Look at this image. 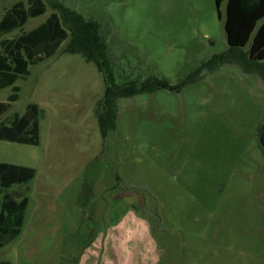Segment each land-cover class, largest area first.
Segmentation results:
<instances>
[{"label": "rangeland", "instance_id": "rangeland-1", "mask_svg": "<svg viewBox=\"0 0 264 264\" xmlns=\"http://www.w3.org/2000/svg\"><path fill=\"white\" fill-rule=\"evenodd\" d=\"M19 1L1 0L0 20ZM46 1L24 31L53 11ZM58 1L103 24L117 84L153 75L182 86L120 99L104 140V76L67 53L71 40L31 66L0 117L43 111L38 146L0 141V162L36 170L22 233L0 264H76L92 242L81 264H94V237L110 235L107 251L117 233L128 237L121 264H264V77L249 46L230 49L226 3L220 19L215 0ZM11 94L1 90L0 103Z\"/></svg>", "mask_w": 264, "mask_h": 264}, {"label": "trees", "instance_id": "trees-1", "mask_svg": "<svg viewBox=\"0 0 264 264\" xmlns=\"http://www.w3.org/2000/svg\"><path fill=\"white\" fill-rule=\"evenodd\" d=\"M1 1V0H0ZM219 18L220 8L226 3L225 31L230 49L249 46V59L264 77V0H215ZM53 11L37 27L24 31L32 18L48 12L46 0L19 1L7 9L0 20V91L12 87L8 103H0V117L19 100L16 82L30 75V67L56 55L64 42L70 39L67 53L80 55L93 64L104 76L106 90L96 104L95 116L102 138L117 130L118 102L138 94H153L160 89L178 90L168 80L157 76L127 79L117 84L110 57V47L103 35V24L81 12L54 0ZM20 30L12 38L5 36ZM202 67L192 72L184 84L195 83ZM262 70V72H261ZM183 84V85H184ZM43 111L37 104H29L22 114H14L7 122L0 123V141L38 146L40 144V116ZM264 133V125H263ZM32 167L0 162V250L22 233L30 199V182L35 178ZM94 240V239H93Z\"/></svg>", "mask_w": 264, "mask_h": 264}, {"label": "crops", "instance_id": "crops-1", "mask_svg": "<svg viewBox=\"0 0 264 264\" xmlns=\"http://www.w3.org/2000/svg\"><path fill=\"white\" fill-rule=\"evenodd\" d=\"M119 226V224H116L114 227H117ZM113 228V227H112ZM110 235L108 234L107 236H101V237H98L95 236L94 237V240L95 241H98L100 240V245L102 246L101 247V250L100 249H95L89 256L90 258L87 259V260H91L93 261L94 264H121L122 263V260L119 258V256L123 253L124 255L126 254L127 250L124 249L123 247L120 246V242L123 243V240H128V237L122 235L121 233H117L115 235V238L117 241L119 242H116L115 244V247H114V244L112 246V249L111 250H107L106 251V247H104V240L107 239ZM103 240V241H102ZM102 241V243H101ZM94 242H92L90 245L93 246ZM125 245V247L127 246V243H123ZM87 247L85 249V252L82 253V255L80 256L79 260L77 261L76 264H81L82 262L85 261V257H86V254L88 252V250L90 249V247ZM127 248V247H126ZM105 252H107V255H105ZM94 254V255H93ZM105 255V257H104ZM98 258H100V263L98 262ZM104 262V263H103Z\"/></svg>", "mask_w": 264, "mask_h": 264}]
</instances>
